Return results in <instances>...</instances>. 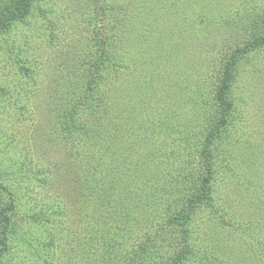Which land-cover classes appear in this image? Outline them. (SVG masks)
<instances>
[{"label": "rangeland", "instance_id": "374dc122", "mask_svg": "<svg viewBox=\"0 0 264 264\" xmlns=\"http://www.w3.org/2000/svg\"><path fill=\"white\" fill-rule=\"evenodd\" d=\"M263 12L264 0H39L0 32L10 264H174L182 233L170 214L187 206L183 183L194 190L205 175L199 129L240 46L213 194L192 213L178 264H264V46L248 44L264 36ZM117 51L125 79L93 76ZM90 80L102 97H81Z\"/></svg>", "mask_w": 264, "mask_h": 264}, {"label": "trees", "instance_id": "16d2710c", "mask_svg": "<svg viewBox=\"0 0 264 264\" xmlns=\"http://www.w3.org/2000/svg\"><path fill=\"white\" fill-rule=\"evenodd\" d=\"M37 1L39 0H0V32L8 30L14 23H17L18 21L25 20L30 15L32 7ZM259 23L261 24V28L264 30V12L261 15ZM248 44L254 47L264 46V36H261L259 34L255 35L254 38H252V40H250ZM244 52L245 51H243V48L240 46L237 50H235L233 53L227 55L224 58L220 73L218 75V84L212 92V100L214 101L213 105L215 112H212V114L208 116L206 120L209 121L207 127L199 129V131L201 130V133L199 134H204V131L206 130L205 144L199 150V157L201 158L202 165H204L206 169L205 175L202 177L200 184L196 186L194 190V187L190 188L184 183L180 189L178 184H180L183 180H181V178L176 180V186L179 188L180 198L178 204L187 199V206L186 208L182 209L180 208V205H177L175 210L173 209V212L170 211V216L173 222L175 223V226H180L182 233L181 239L179 240V242H177L179 249L174 264L181 263L184 259L188 257V253L190 251L188 226L192 213L194 212L198 204L207 202L213 194V157L211 148L214 141L221 135L223 128L228 123L227 118L233 108V102L230 98L232 83L236 76L238 63ZM100 59L102 60L103 64H105V62L109 60L111 68H107V66H100L98 69L95 70V72H92V74L94 73L93 76H95L96 78L101 77V80H103L106 74H112L111 78L113 81L111 80V82L115 84L119 79H125L126 75H128V68L123 63L124 55L119 53L118 51L115 53H102ZM95 80L97 79H94V83ZM88 83L89 86L85 89V93L81 97H91V94L93 93H89L90 90L91 92L97 93L98 97H102L98 87L92 84L93 81L90 80ZM102 85H104V81L101 83V86ZM120 99L122 101H125L124 97H121ZM204 122L205 121L203 120L202 123ZM184 132L186 135L183 134V143L181 142V147L183 146V151H186L187 149L189 150L192 146L190 134H194L195 136L199 134L195 133L194 130L191 131V133H187L188 131ZM177 171L178 174L183 173V165H181L180 163L177 164ZM1 172L2 171L0 164V173ZM192 190V198L188 199L189 194ZM13 206V204L10 205L9 203L5 202L3 200L2 194L0 193V264H10V262L8 261V252L10 251L9 237L12 231ZM169 213L165 214L168 215ZM154 218L156 221L158 219H161L162 217L159 213V216H154ZM146 241H148L149 243H151V241L153 242L151 237H147ZM149 243H145L143 245V250L145 252H147L148 250L147 248L149 247ZM148 264L157 263L148 262Z\"/></svg>", "mask_w": 264, "mask_h": 264}]
</instances>
